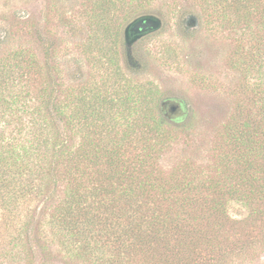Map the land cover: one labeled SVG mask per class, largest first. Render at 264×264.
Masks as SVG:
<instances>
[{
	"label": "trees",
	"instance_id": "1",
	"mask_svg": "<svg viewBox=\"0 0 264 264\" xmlns=\"http://www.w3.org/2000/svg\"><path fill=\"white\" fill-rule=\"evenodd\" d=\"M117 1L127 19L155 0H99L89 14L94 22L88 33L102 35V41L96 39L105 59L100 68L106 67L101 84L83 74L79 92L62 100L46 59L44 85L31 99L20 85L29 77L24 53L0 65L4 229L12 231L14 253L24 264H36L39 253L53 246L71 261L91 264H221L238 246L230 233L251 219L264 224V212L255 209L264 203V176H254L264 173L257 163L264 161V139L249 122L247 128L229 127L238 146L234 159L242 164L237 184H231L233 177L196 181L186 160L165 174L161 159L190 124L187 115L176 113L183 103L162 99L152 82L138 83L134 70L122 71L114 46L121 32L108 21ZM208 1L220 3L223 18L232 13L238 17L233 25L252 33L255 71L264 81L263 35L254 33L251 23L256 17L258 28H264L263 0ZM109 36L114 48L103 46ZM44 47L49 54L51 45ZM124 53L131 69L130 48ZM243 61L240 57L238 64ZM114 87L115 96L109 92ZM233 201L246 207L243 219L228 213Z\"/></svg>",
	"mask_w": 264,
	"mask_h": 264
},
{
	"label": "rangeland",
	"instance_id": "2",
	"mask_svg": "<svg viewBox=\"0 0 264 264\" xmlns=\"http://www.w3.org/2000/svg\"><path fill=\"white\" fill-rule=\"evenodd\" d=\"M98 1L0 0V65L13 54L24 53L23 66L27 65L29 77H24L26 81H20V85L29 90V98L44 85L46 59L53 66L62 100L70 92H79L83 74H87L88 82H103L106 67L100 68L99 60L105 59L98 53L96 42L102 41V35L91 37L88 33L90 21L94 22L89 14L98 9ZM114 3L108 21L121 32L114 46L120 54L122 71L134 70L138 83L152 82L162 99L183 103L176 113L187 115L190 124L161 159L164 173L178 169L186 160L196 181L233 177L231 184L241 182L238 172L242 164L234 159L238 146L228 134L229 127L234 124L243 128L244 122H249L258 126L257 136L264 139V81L255 71L252 33L242 31L241 24L233 25L238 17L231 12L229 20L223 18L224 6L208 0H155L151 8L135 11L127 19L123 18L126 8L122 3ZM146 14L156 16L159 25L128 45L126 26ZM251 23L254 33L263 35L264 44L259 19L255 17ZM46 45L52 47L49 54L45 53ZM103 46L114 48L110 36L103 40ZM126 47L132 55L131 69L125 61ZM88 48L90 53L86 52ZM240 57L244 59L242 64H238ZM108 71L113 73L112 69ZM116 89L109 92L115 96ZM257 163L264 169L262 159ZM255 198L261 200L259 196ZM257 205L255 209L264 212V203ZM228 213L243 219L247 209L233 201ZM1 220L0 216V264H24L14 253L17 248L9 237L12 231L4 229ZM254 220L243 227L240 224L237 233H230L238 246L221 264H264V224L260 218ZM36 259V264H91L69 260L56 246L39 253Z\"/></svg>",
	"mask_w": 264,
	"mask_h": 264
},
{
	"label": "water",
	"instance_id": "3",
	"mask_svg": "<svg viewBox=\"0 0 264 264\" xmlns=\"http://www.w3.org/2000/svg\"><path fill=\"white\" fill-rule=\"evenodd\" d=\"M152 16L142 15L132 21L126 28L125 31L127 32L129 28L132 26V30H135L138 33H148L153 31L157 25H159L158 19H153ZM140 36L135 37L137 39Z\"/></svg>",
	"mask_w": 264,
	"mask_h": 264
},
{
	"label": "flooded vegetation",
	"instance_id": "4",
	"mask_svg": "<svg viewBox=\"0 0 264 264\" xmlns=\"http://www.w3.org/2000/svg\"><path fill=\"white\" fill-rule=\"evenodd\" d=\"M152 16V17H154L153 19H157L156 18V16H154V15H151V14H146V16ZM131 23V22H130ZM129 23V24H130ZM128 24V25H129ZM127 25V26H128ZM126 26V27H127ZM151 32V31H150ZM150 32H148V33H150ZM148 33H138V32H136L135 30H132V26L129 28V30L126 32L125 31V40H126V42H127V44L128 45H131L133 42H135L136 40H139V39H141L142 37H144L145 35H147ZM137 36H140V37H138L137 39H135V37H137Z\"/></svg>",
	"mask_w": 264,
	"mask_h": 264
}]
</instances>
